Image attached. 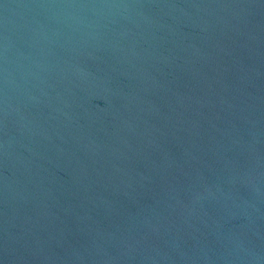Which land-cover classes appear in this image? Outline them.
<instances>
[{
	"label": "water",
	"instance_id": "1",
	"mask_svg": "<svg viewBox=\"0 0 264 264\" xmlns=\"http://www.w3.org/2000/svg\"><path fill=\"white\" fill-rule=\"evenodd\" d=\"M0 264H264V0H0Z\"/></svg>",
	"mask_w": 264,
	"mask_h": 264
}]
</instances>
